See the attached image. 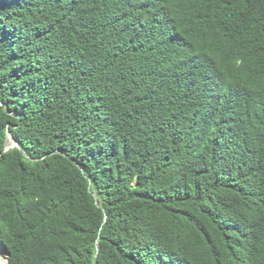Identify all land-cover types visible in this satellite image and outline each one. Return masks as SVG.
Instances as JSON below:
<instances>
[{
	"label": "trees",
	"instance_id": "trees-1",
	"mask_svg": "<svg viewBox=\"0 0 264 264\" xmlns=\"http://www.w3.org/2000/svg\"><path fill=\"white\" fill-rule=\"evenodd\" d=\"M0 252L264 264V0H0Z\"/></svg>",
	"mask_w": 264,
	"mask_h": 264
},
{
	"label": "rangeland",
	"instance_id": "rangeland-1",
	"mask_svg": "<svg viewBox=\"0 0 264 264\" xmlns=\"http://www.w3.org/2000/svg\"><path fill=\"white\" fill-rule=\"evenodd\" d=\"M7 144H8V147H12L16 143L10 138ZM5 263H6L5 254L3 252H0V264H5Z\"/></svg>",
	"mask_w": 264,
	"mask_h": 264
},
{
	"label": "water",
	"instance_id": "water-1",
	"mask_svg": "<svg viewBox=\"0 0 264 264\" xmlns=\"http://www.w3.org/2000/svg\"><path fill=\"white\" fill-rule=\"evenodd\" d=\"M6 264H8V263H6Z\"/></svg>",
	"mask_w": 264,
	"mask_h": 264
},
{
	"label": "bare ground",
	"instance_id": "bare-ground-1",
	"mask_svg": "<svg viewBox=\"0 0 264 264\" xmlns=\"http://www.w3.org/2000/svg\"><path fill=\"white\" fill-rule=\"evenodd\" d=\"M6 264V263H5Z\"/></svg>",
	"mask_w": 264,
	"mask_h": 264
}]
</instances>
